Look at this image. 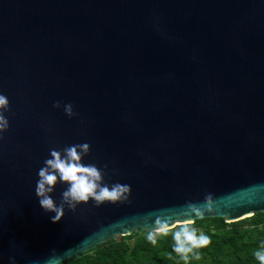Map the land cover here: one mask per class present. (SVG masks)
Masks as SVG:
<instances>
[{"label": "water", "instance_id": "1", "mask_svg": "<svg viewBox=\"0 0 264 264\" xmlns=\"http://www.w3.org/2000/svg\"><path fill=\"white\" fill-rule=\"evenodd\" d=\"M0 92V264H61L208 193L201 218L264 211V0H0ZM78 143L132 203L54 223L38 171Z\"/></svg>", "mask_w": 264, "mask_h": 264}, {"label": "clouds", "instance_id": "2", "mask_svg": "<svg viewBox=\"0 0 264 264\" xmlns=\"http://www.w3.org/2000/svg\"><path fill=\"white\" fill-rule=\"evenodd\" d=\"M54 107H63L69 117L78 115L71 103L61 104L60 101H56ZM9 110L10 101L0 92V140L3 139V133L10 128V121L5 115ZM90 152L89 143L68 145L61 150L53 148L50 150V158H47L44 166L39 169L35 193L43 210L55 213L51 217L52 222H59L65 216L66 208L75 212L79 204L88 203L90 200L96 207L105 203H132L131 185L105 182L108 165L102 169L95 163L84 162V157ZM60 183L67 184V188L62 192L58 204L51 194ZM213 206V194L208 193L203 202L189 201L179 212L170 210L167 214L156 215L154 226L147 230L146 239L155 245L158 237L172 233L173 251L184 261L189 260L190 254L199 260L200 254L196 250L208 246L211 238L203 232L198 234V230L192 227V224L195 218L203 217L205 211H211ZM254 256L260 264H264V244L260 250L254 252ZM10 264H16L14 257H10Z\"/></svg>", "mask_w": 264, "mask_h": 264}, {"label": "trees", "instance_id": "3", "mask_svg": "<svg viewBox=\"0 0 264 264\" xmlns=\"http://www.w3.org/2000/svg\"><path fill=\"white\" fill-rule=\"evenodd\" d=\"M206 220L211 222L212 227L226 225L229 230L199 231L198 227ZM192 227L198 230V234L203 232L214 238L208 246L196 250L199 254L209 256L210 260L207 262L191 260L195 259L191 254L188 261L182 260L173 251L172 233L158 237L157 243L153 245L146 239L147 232L137 230L132 236L111 237L61 264H260L254 252L260 250L264 244V211L229 223L220 217H205L196 219ZM224 246L228 247L226 253L223 252Z\"/></svg>", "mask_w": 264, "mask_h": 264}, {"label": "rangeland", "instance_id": "4", "mask_svg": "<svg viewBox=\"0 0 264 264\" xmlns=\"http://www.w3.org/2000/svg\"><path fill=\"white\" fill-rule=\"evenodd\" d=\"M261 212H263V211H261ZM224 221L226 222V223H229V222H227L228 220H225L224 219ZM210 221L209 220H206V221H203L202 223H201V225H200V227H198L199 229V231H203V232H205L207 229H213V231H216V230H220V231H223V232H227L228 230H229V228L226 226V225H222V226H210ZM212 225H214V224H212ZM221 227H223V228H221ZM214 228H216V229H214ZM218 228V229H217ZM250 230H252V228H250ZM135 232H137V231H134V232H132V233H130L129 235H131L132 236V234L133 233H135ZM145 232H147V231H145ZM217 232V231H216ZM118 237V236H117ZM116 237V238H117ZM211 238V240H214V238L213 237H210ZM131 240H132V238H131ZM217 240H218V238H217ZM218 243V242H217ZM225 247V246H224ZM227 250H228V247H225L224 248V253H226L227 252ZM191 259V258H190ZM191 260H195V261H204V262H207V261H209L210 259H209V256L208 255H206V254H204V253H201L200 254V259L199 260H197V259H191Z\"/></svg>", "mask_w": 264, "mask_h": 264}]
</instances>
